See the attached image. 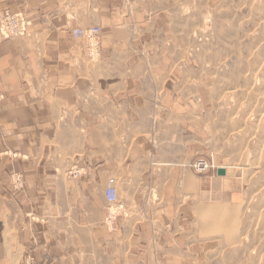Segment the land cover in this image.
Returning a JSON list of instances; mask_svg holds the SVG:
<instances>
[{"label":"crops","instance_id":"obj_1","mask_svg":"<svg viewBox=\"0 0 264 264\" xmlns=\"http://www.w3.org/2000/svg\"><path fill=\"white\" fill-rule=\"evenodd\" d=\"M163 5L0 0V12L33 23L29 36H0V264L15 262L21 246L65 262L102 242L122 250L125 263L170 244L182 186L204 180L184 170L196 151L182 150V117L172 106L182 97L172 94L178 79L165 75L173 67L163 62ZM91 27L102 30L97 62L72 34ZM75 167L83 170L76 179ZM109 185L127 208L116 231L104 223Z\"/></svg>","mask_w":264,"mask_h":264},{"label":"rangeland","instance_id":"obj_2","mask_svg":"<svg viewBox=\"0 0 264 264\" xmlns=\"http://www.w3.org/2000/svg\"><path fill=\"white\" fill-rule=\"evenodd\" d=\"M164 1L167 18L158 21L167 48L163 62L173 71L157 77L178 79L172 94L182 98L172 106L182 117V150L196 151L184 170L204 180L198 189L182 186L170 244L136 260L128 255L125 263L122 250L102 242L65 262L21 246L11 264H264V0ZM84 51L91 62L101 57ZM197 158L225 167L227 175H197L189 166ZM82 171L75 167L69 175L79 172L76 179ZM13 179L14 189L24 188L21 175ZM123 206L119 218L127 215ZM106 218L107 212L105 226Z\"/></svg>","mask_w":264,"mask_h":264},{"label":"built area","instance_id":"obj_3","mask_svg":"<svg viewBox=\"0 0 264 264\" xmlns=\"http://www.w3.org/2000/svg\"><path fill=\"white\" fill-rule=\"evenodd\" d=\"M32 26V21L22 12L12 13L8 10L0 12V36L4 39L29 36ZM72 34L75 39L84 42L86 51L90 57L99 55L102 48V30L100 27L75 29ZM189 166L199 176L217 172L220 168L208 158H197ZM79 174V172H74L72 177L75 178ZM17 180H19V177ZM106 197L108 203L106 226L111 231H116L118 218L124 215L125 208L119 201L116 190L110 185L106 189Z\"/></svg>","mask_w":264,"mask_h":264},{"label":"water","instance_id":"obj_4","mask_svg":"<svg viewBox=\"0 0 264 264\" xmlns=\"http://www.w3.org/2000/svg\"><path fill=\"white\" fill-rule=\"evenodd\" d=\"M218 175L221 177H225L227 175L226 169H224V168L219 169Z\"/></svg>","mask_w":264,"mask_h":264},{"label":"bare ground","instance_id":"obj_5","mask_svg":"<svg viewBox=\"0 0 264 264\" xmlns=\"http://www.w3.org/2000/svg\"><path fill=\"white\" fill-rule=\"evenodd\" d=\"M259 84V83H258ZM256 87V86H255ZM264 103V102H263ZM264 113V112H263ZM221 168H224L225 169V167H220L219 169H221Z\"/></svg>","mask_w":264,"mask_h":264}]
</instances>
